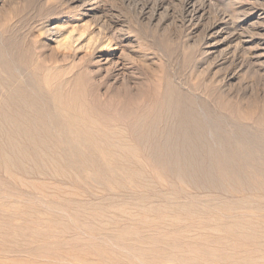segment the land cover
<instances>
[{
    "label": "rangeland",
    "instance_id": "1",
    "mask_svg": "<svg viewBox=\"0 0 264 264\" xmlns=\"http://www.w3.org/2000/svg\"><path fill=\"white\" fill-rule=\"evenodd\" d=\"M142 1L101 0L99 14L87 15L84 14L83 4L79 5L77 3L80 2L72 0H0V40L14 47L13 51L17 52L15 62L0 61V80H3L6 86L10 85L12 89L21 91L20 94L27 95L29 101L34 99L35 106L32 104L33 107H24L26 111L20 110L23 114L25 112L29 114L28 119L35 121L30 122L29 132L33 131L34 134L31 135H36V139L34 138L33 143L27 141L29 150L34 155L35 150H39L38 147L44 143L57 145L63 153L62 158L68 157L71 159V164L73 163L66 168L67 170H55L49 164L48 167H43L42 160L33 162L31 159L34 157L31 155L25 160L27 164L18 163L16 159L17 166H11L12 169L6 168L0 162V229L2 232H12L16 228L19 234L17 239L20 237L23 239L21 245L16 248L12 241L8 242V237L0 234L2 237H0V264H162L160 262L167 261L162 253V258L155 260L141 253L139 248L134 246L156 248L149 252L159 254L165 247L149 241L157 233L164 232L167 235L173 232L181 236L187 234L186 237H195L200 231L207 233L208 229L202 228V225L198 228L197 224L217 223L223 220H249L264 224V158H262L264 157V15L261 19L248 20L246 26L240 24V20L242 22L246 14L251 12V5L257 6L264 12V0H213L214 6H211L209 15L211 21L221 20L227 15L232 31L244 32L247 34L245 36L252 35L253 38L248 53L231 52L228 54L231 56L229 58L227 56L224 60L225 64L219 54L224 46L211 47L207 52L208 47L202 44L201 31L194 29V24L182 23L178 12L181 7L180 0H161L169 12L163 15L164 19L159 27L149 25L146 20L136 16L138 10L135 2H140L141 5ZM86 24L87 26H84ZM49 25H62L60 40L65 36L60 43L46 33ZM188 26H192L193 29ZM67 35L74 40L78 39L74 44L65 46L63 41L65 42V37H69ZM97 37L101 42L105 40L112 43L110 50L113 49L122 55L120 60L123 68L113 70L114 67L109 69L110 66L105 64L101 66L96 62L99 52L108 50L106 48H98L102 50L98 52L89 50L92 44L93 46L96 44V39H99ZM241 55L244 57L242 58ZM1 59L6 60L2 52H0ZM95 64L97 65L94 67ZM170 83L175 84L181 92L179 96L182 103L179 109L182 115L178 116L172 125L166 126L165 123H160L157 116L160 111L163 112L165 108L167 110ZM55 91L71 92L70 95L77 100L76 104L78 103L84 112L86 111L82 120L91 121L97 131L101 132L104 129L113 132L119 129L123 131L126 142L139 147H137L139 150L137 157H128L129 154L124 155L120 151L111 152L107 145L102 147L97 141H94L93 145H87L83 141L78 144L77 133L66 127V111H69V108L61 109L57 106ZM12 110L14 112V109ZM197 111L199 114L203 113L197 116L201 118L205 116L210 128L225 133L223 135L225 139L222 137L218 142H221L223 148L221 150L229 154L230 162L227 165L230 168L239 170L241 174L247 176L252 170L251 167L263 171V176L256 172L260 176L257 179L252 178L248 191L240 187V190L230 193L226 187H222L218 193L202 196L201 192L193 190L194 187L193 189L187 187L186 189L192 193L201 195L190 194V191L182 188L181 183L162 167L158 155L153 153V157L150 156L147 144L152 140L155 142L153 134L155 127L160 133L165 128L173 127L175 134L191 122L192 115H196ZM184 115L186 117H183ZM189 128L188 132L192 131L195 138H190L188 133L186 142L193 144L198 137L193 133L194 130ZM3 129L11 131L13 127L5 124ZM68 141L77 143V148L70 147L72 143L69 144ZM49 148L50 146H47V151ZM154 157L156 158L153 159ZM196 157H201L200 160L205 163L208 162L199 154ZM186 158L192 159L190 156ZM18 167L21 168L22 173ZM132 192L133 195H130ZM224 195L229 197H223ZM191 196V201L195 202L189 200ZM222 199H225L223 203L220 202ZM230 201H232L231 205L233 204L232 208L228 204ZM205 203L207 205H204ZM229 212L233 213L230 215ZM220 235L228 237V234L220 233ZM30 239L35 242L29 244ZM210 239L212 238L208 240ZM46 240L52 245L50 254H46L42 249ZM249 244L242 242L238 244L239 246L231 245L238 253L232 251L237 256H247V249L255 246ZM254 256L258 258L237 260L236 263L231 264H264L262 257L257 253H254ZM211 260L200 261L199 264H222ZM170 261L164 264H183L180 263L182 261Z\"/></svg>",
    "mask_w": 264,
    "mask_h": 264
},
{
    "label": "bare ground",
    "instance_id": "2",
    "mask_svg": "<svg viewBox=\"0 0 264 264\" xmlns=\"http://www.w3.org/2000/svg\"><path fill=\"white\" fill-rule=\"evenodd\" d=\"M64 1V0H63ZM69 1V0H68ZM72 1H76V2H80L77 4H83L82 6H84L85 11L84 14L87 15H95L96 13L99 12L100 10V6L101 5V0H72ZM164 1V0H163ZM161 1V0H143L141 5L140 2H135L136 3V9L138 10V14H136V16L138 15L139 19L142 20H146L147 23L149 25H156V27H159L162 24V21L164 19L163 15L165 13H168V8L166 7L165 3ZM181 1V7L180 10L178 11L180 16V20H182L183 24H194V29H198V31H201L202 33V44L204 43V45H206V47H208L207 52H209V48L211 47H216V46H224L223 49H220L221 52L219 53L222 61L225 64V59L227 58L228 54H231V52L235 53L238 51L245 53H248V49L250 48L251 44L253 43V38L252 35L250 36H245L244 32L241 33L239 31H232L230 29V20H229V16L227 19V15L225 17H223L221 20H210V9L211 6L213 5L212 2L213 0H180ZM221 1V0H220ZM223 1V0H222ZM252 2V1H251ZM103 3V2H102ZM222 3V2H221ZM72 3H70L71 5ZM253 4V3H252ZM75 5V4H74ZM214 6V5H213ZM262 6V5H261ZM78 7V6H77ZM134 7V6H133ZM244 8V7H243ZM238 9V8H237ZM81 10V9H80ZM79 10V11H80ZM104 10V9H103ZM136 10V11H137ZM101 11V10H100ZM250 13L246 14L247 16H243L244 18L242 19V22L240 20V24L242 26H244L248 20H253L254 18L257 19H261L263 18L262 15H264V12L260 9L257 8V6H253L251 5L250 8ZM175 12V11H174ZM226 12V11H225ZM103 13V12H102ZM99 14V13H98ZM104 14V13H103ZM222 14V13H221ZM230 14V13H228ZM81 15V14H80ZM237 15V14H236ZM99 16V15H98ZM221 16V15H220ZM88 17V16H87ZM101 17V16H100ZM163 17V18H162ZM241 17V16H240ZM238 17V18H240ZM93 19V17L91 18ZM95 19V18H94ZM61 20V19H60ZM96 20V19H95ZM100 21V20H99ZM107 21V20H106ZM93 22V20H92ZM101 22H103V20L101 19ZM64 23V22H63ZM181 23V24H182ZM234 23V22H233ZM56 24V23H55ZM96 24V23H94ZM98 24V23H97ZM102 24V23H101ZM146 24V23H145ZM48 25V24H47ZM92 25V24H90ZM103 25V24H102ZM107 25V24H106ZM109 25V24H108ZM112 25V24H111ZM50 27L46 28V33H48V36H52L54 38H56L59 43L62 41V39H64L63 36L60 40V36L62 35V25L58 26V25H49ZM84 26H87L84 25ZM96 26V25H95ZM183 26V25H182ZM238 28L240 27L239 23L237 24ZM246 26V25H245ZM91 27V26H90ZM106 27V26H105ZM187 27V26H186ZM191 27L192 26H188ZM233 27V26H232ZM231 27V28H232ZM89 28V27H88ZM109 28V27H108ZM190 28V29H191ZM199 28H201V30H199ZM237 28V27H236ZM97 29V28H96ZM95 29V30H96ZM103 29V27H102ZM123 29V28H122ZM158 29V28H157ZM162 29V28H161ZM187 29V28H186ZM193 29V28H192ZM244 29V28H242ZM236 30V29H233ZM97 31H99L97 29ZM192 31V30H191ZM242 31V30H241ZM100 32V31H99ZM104 32V31H103ZM106 32V31H105ZM108 32V31H107ZM115 32V31H114ZM200 33V34H201ZM82 34V33H81ZM105 36L106 33H104ZM108 34V33H107ZM110 34V33H109ZM112 34V33H111ZM83 35V34H82ZM116 35V34H115ZM114 35V36H115ZM247 35V34H246ZM69 36V35H67ZM104 36V37H105ZM118 38L120 36L116 35ZM5 37V36H4ZM51 37V38H52ZM111 37V36H110ZM121 37H123L121 35ZM199 39H201V36L199 35ZM59 38V39H58ZM77 38V37H75ZM83 38V37H82ZM99 38V37H97ZM116 38V37H114ZM65 42L63 41V44L66 46H69L71 44H74L77 39L74 40V38H72L71 36L69 37H65ZM130 39V38H129ZM14 40V39H13ZM109 40V38H108ZM126 40V39H125ZM55 41V40H54ZM57 41V42H58ZM119 41V40H118ZM122 41V40H120ZM0 52H2V54L5 55V59L3 60L1 59L0 61L2 62H13L16 58L17 52L13 51L14 47H11L7 44H4L1 40H0ZM96 44L93 46V44L89 47V50H91L92 52L95 51H102V50H98V48L101 49H108L105 52H99V56L96 62L99 63V65H108L110 66L109 69H111V67H114L113 70L118 69L120 70L121 68H123L124 66L122 65V59L121 56L117 51L115 50H110L112 47V43L110 41L106 42L105 40L101 42V39L99 38L98 40L96 39ZM114 42V41H113ZM79 43V42H78ZM94 43V42H93ZM120 43V42H119ZM117 44V43H116ZM7 47H6V46ZM79 45V44H77ZM120 44H118L119 46ZM201 46V44H200ZM115 48V46H113ZM204 47V46H202ZM258 47V46H257ZM256 47V48H257ZM117 48V47H116ZM121 48V46H120ZM119 48V49H120ZM252 48V47H251ZM255 48V49H256ZM123 49V48H122ZM254 50V49H253ZM257 50V49H256ZM123 51V50H122ZM125 51V50H124ZM206 51V50H205ZM251 51V50H250ZM121 52V51H120ZM206 52V53H207ZM212 52V50H211ZM252 52V51H251ZM256 51H254V55ZM232 53V54H233ZM122 54V52H121ZM204 54V52H203ZM218 54V55H219ZM227 54V55H226ZM251 54V53H249ZM217 55V56H218ZM236 55V54H234ZM259 55V54H258ZM261 55V54H260ZM259 55V56H260ZM231 56V55H229ZM228 56V58H229ZM242 56V55H241ZM250 56L251 55H248ZM244 56H242L243 58ZM218 58V57H217ZM220 58V59H221ZM240 58V57H239ZM219 59V58H218ZM236 59V58H234ZM233 59V60H234ZM249 59V58H248ZM242 60V59H241ZM250 60V59H249ZM24 61V60H23ZM218 61V60H217ZM227 61V60H226ZM237 61V60H236ZM15 62V61H14ZM95 62V60H94ZM233 62V61H232ZM254 62V61H253ZM125 63V62H124ZM230 63V62H229ZM14 64V63H13ZM126 64V63H125ZM223 64V65H224ZM246 64V63H245ZM3 65V64H2ZM8 65V64H7ZM10 65V64H9ZM18 65V64H17ZM97 64L94 65V67ZM222 65V64H221ZM244 65V64H243ZM123 66V67H122ZM242 66V65H240ZM15 67V66H14ZM5 68V67H4ZM18 68V67H17ZM16 68V69H17ZM105 68V67H104ZM126 68V66H125ZM238 68V66H237ZM241 68V67H240ZM94 69V68H93ZM97 69V68H96ZM95 69V70H96ZM99 69V68H98ZM1 70V69H0ZM18 70V69H17ZM93 70V71H95ZM123 70V69H122ZM19 71V70H18ZM98 71V70H97ZM1 72V71H0ZM4 72V71H3ZM100 72V71H99ZM20 73V71H19ZM7 74V72H6ZM234 74V73H233ZM232 74V76H233ZM10 75V74H9ZM228 76H230L229 74H227ZM7 76V75H6ZM13 76V75H12ZM16 76V75H15ZM8 77V76H7ZM227 77V76H226ZM4 79V78H3ZM18 79V77H17ZM9 80V79H8ZM24 81V80H23ZM25 82V81H24ZM29 82V81H28ZM33 84V83H32ZM8 85V84H7ZM21 86V85H20ZM23 86V85H22ZM33 86V85H32ZM169 86V92H168V105H167V110L165 108V110L162 112L160 110V113L158 114V118L160 119V123H165L166 126L172 125L173 122H175L174 120L178 117L182 115V112L180 111L179 107L181 105V101H180V96L179 94H181V92L179 91V88L175 85L170 83ZM17 88V86H15ZM181 87V86H180ZM0 88H1V94H0V162L2 163L1 165H5L6 168H11V166L15 167L17 166L16 164V159L18 160V163H26L25 161L27 159V157L29 155H31L32 157H34L33 162L37 163V160H42L43 164L42 166L44 167H48V164L53 166L55 168V170H65L67 167H70L72 164L70 162L71 159H69L68 157H64L62 158L61 155H63V153L60 151V147H58L57 145H48L47 143H44L43 145H41L40 147H38L39 150H35V154L32 155L30 150H29V145L27 143V141L29 143H33L34 138L36 135H31L34 134L33 131L30 133L29 130H31L30 128V122L34 121V119L30 120L28 119L27 116H29V114H23L21 113V109L27 108L26 106L29 107H33L34 103V99L29 101L27 99V95L25 94H20L21 91L19 92L18 89H12L11 86H6L5 82L3 80H0ZM58 90V89H57ZM61 90V89H60ZM180 92V93H179ZM32 93V92H31ZM71 93V92H70ZM70 93H61L59 91H55L54 93V98H55V103H57V106L61 107V109L63 107H67L69 108V111H66L67 115H66V127L67 129H69L70 131H73L75 133H77L78 135V144L80 143V141L85 142L87 145H93V143H95L94 141L99 142L102 147L105 145H107L110 149L111 152H115L116 151H120L122 153L125 154H129V156L132 157H137L139 150L137 149V145L134 142V144L137 147H134L133 145L129 144L126 142V140L123 138V131H115L113 132L112 130H105L104 131H97L94 126L93 123L91 121H86V120H82V117H85L84 114V110L83 108L78 105V103L76 104L77 100L73 98V96L70 95ZM36 94V93H34ZM33 95V93H32ZM185 95V94H184ZM117 96V95H116ZM36 97V96H35ZM166 97V96H165ZM80 99V98H79ZM42 100V99H40ZM39 100V101H40ZM164 100V99H163ZM167 100V99H166ZM48 102V101H47ZM33 104V105H32ZM42 104V103H41ZM188 104V103H187ZM40 105V104H39ZM44 104H42L43 106ZM76 105V107H75ZM189 105V104H188ZM35 106V105H34ZM44 107V106H43ZM75 107V108H74ZM165 107V106H164ZM197 107V106H196ZM195 107V108H196ZM202 107V106H201ZM38 108V106H37ZM73 108V110L71 109ZM246 108V107H245ZM14 109V112L13 110ZM17 109V110H16ZM203 109V108H202ZM205 109H207L205 107ZM25 110V109H24ZM43 110V109H42ZM163 110V109H162ZM200 110V109H199ZM26 111V110H25ZM28 111V110H27ZM37 111V109H36ZM65 111V109H64ZM247 111V110H246ZM155 112V111H154ZM30 113V112H29ZM158 113V112H157ZM14 114H17L14 115ZM23 114V115H20ZM45 114V113H44ZM43 114V115H44ZM64 114V113H63ZM201 114V112H200ZM197 111L196 115L193 114V118L191 117V122L188 125L183 126L184 128L180 130V132L178 131L177 133L174 134L173 130L174 128H165V130H163L161 133L159 132V129H157L155 127V130L153 132L154 137H155V142L154 140H152V142H148L149 144H147L149 146V151H150V156L153 155V153H155L156 155H158L160 162L162 164V167L165 168L166 170L169 171V173L171 174V176L175 177L179 183H181L182 188L184 187L185 189L194 187L193 190H196L197 192H201L202 196H209V195H213V193H218L219 189L222 187H226L228 189V191L231 193V191H236V190H240L239 188L241 187L244 190H247L248 187L250 186V183L252 182V178H258L260 175L263 176V171L261 169H256V168H252V170H250L248 176L245 174H241V172L239 170L235 171L234 169L230 168L229 165H227V163H229L230 161L229 159V154H226V151H222V145L220 144L221 142H218L219 140H221V138H224V134L222 133V130L219 129H213L210 128V124L208 122V120H206L205 116L203 118L198 117L197 115H200ZM205 114V113H204ZM35 115V114H34ZM59 115H62L59 113ZM157 115V114H156ZM203 115V113L201 114ZM200 115V116H201ZM153 116V115H152ZM216 116V115H215ZM183 117H186L185 115ZM214 117V116H213ZM61 118V117H60ZM64 118V117H63ZM42 119V118H41ZM62 119V118H61ZM181 119V118H180ZM63 120V119H62ZM44 121V120H43ZM48 121V120H47ZM35 122V121H34ZM178 122V121H177ZM42 123V121H41ZM159 123V124H160ZM187 123V122H186ZM5 124H10L13 129H11V131L8 130H4L3 127ZM34 124V123H33ZM43 124V123H42ZM155 124V123H154ZM36 125L38 126V124L36 123ZM35 125V129H37L38 127H36ZM49 125V124H48ZM156 125V124H155ZM163 125V124H161ZM99 126V125H98ZM103 127V125H101ZM100 126V127H101ZM107 126V125H106ZM153 126V125H152ZM151 126V127H152ZM213 126V125H212ZM8 127V126H5ZM150 127V126H148ZM158 127V125H157ZM191 127V128H189ZM222 127V125H221ZM104 128V127H103ZM107 128V127H106ZM153 128V127H152ZM180 128V127H179ZM190 130H194L193 133H195V135L198 137V139H196V141L191 144V143H187L186 142V136L189 134L190 138H195L193 137L194 134H192L191 132H188L187 129ZM194 128V129H193ZM113 129V128H112ZM114 130V129H113ZM136 130V129H135ZM189 130V131H190ZM228 130V129H227ZM237 130V129H234ZM58 131V130H57ZM152 131V130H150ZM38 132V131H36ZM61 132V131H60ZM129 132V131H128ZM136 132V131H135ZM147 132V130H146ZM224 132V131H223ZM125 133V132H124ZM140 133V132H139ZM138 133V135H139ZM150 133V132H149ZM239 133V132H238ZM237 133V134H238ZM42 134V133H41ZM59 134V133H58ZM127 134V133H126ZM134 134V133H133ZM152 134V133H151ZM39 135V134H37ZM53 135V134H52ZM241 135V134H240ZM239 135V136H240ZM243 135V134H242ZM250 135V134H248ZM126 136V135H125ZM44 137V136H42ZM127 137V136H126ZM244 137V136H242ZM45 138V137H44ZM49 138V136H48ZM130 138V137H129ZM142 138V137H141ZM177 138V139H176ZM207 138V139H206ZM230 138H231V134H230ZM249 138V137H247ZM251 138V137H250ZM36 139V138H35ZM51 139V138H50ZM132 139V138H130ZM225 139V138H224ZM228 139V137H227ZM236 139V138H234ZM52 140V139H51ZM151 140V137H150ZM207 140V141H206ZM146 141V139H145ZM144 141V143H145ZM206 141V142H204ZM239 141V140H238ZM253 141V140H252ZM261 141V139H260ZM69 142V141H68ZM129 142V141H128ZM133 142V141H132ZM140 142V140H139ZM204 142V143H203ZM218 142V143H217ZM230 142V141H228ZM246 142V140H245ZM255 142V141H254ZM72 142H69V144ZM66 144V143H65ZM78 144H74L72 143V148H77ZM133 144V143H132ZM138 144V143H137ZM67 145V144H66ZM143 145V144H142ZM224 145V144H223ZM249 145V144H248ZM47 146H50L49 151H47ZM144 146V145H143ZM147 146V148H148ZM226 146V145H224ZM250 146V145H249ZM260 146V144H259ZM44 147V148H41ZM94 147V146H93ZM101 147V146H100ZM180 147V148H178ZM241 147V145L239 146ZM32 148V147H31ZM95 148V147H94ZM139 148V147H138ZM233 148V146H232ZM34 149V148H33ZM108 151V148H106ZM105 149V150H106ZM226 149V148H225ZM98 150V149H97ZM32 151V150H31ZM74 151V150H73ZM100 151V150H99ZM102 151V150H101ZM110 151V150H109ZM148 151V152H149ZM232 151V150H231ZM30 152V153H29ZM147 152V153H148ZM246 152V151H245ZM258 152H260L258 150ZM262 152V151H261ZM251 153V152H250ZM264 153V152H263ZM76 154V152H75ZM74 154V155H75ZM98 154V153H97ZM201 155L203 156V158L207 159V163L203 162L200 160V158L196 157ZM246 154V153H245ZM248 154V153H247ZM100 155V154H99ZM111 156V155H110ZM141 156V155H140ZM187 156L192 157V159L186 158ZM245 156V155H243ZM247 156V155H246ZM255 156V155H254ZM86 157V156H85ZM98 157V156H97ZM102 157V156H101ZM131 157V158H132ZM153 157V156H152ZM232 157V156H230ZM240 157V156H239ZM262 157V156H261ZM114 158V157H113ZM119 158V157H118ZM142 158V157H139ZM156 157H154L153 159H155ZM233 158V157H232ZM264 158V157H262ZM29 159V158H28ZM108 159V158H107ZM123 159V158H121ZM125 159V158H124ZM123 159V160H124ZM130 159V158H128ZM198 161H197V160ZM233 159H237V158H233ZM100 160V159H99ZM103 160V159H102ZM120 161V159H118ZM141 160V159H140ZM196 162H195V161ZM28 161V160H27ZM96 161V160H95ZM101 161V160H100ZM104 161V160H103ZM128 161V160H127ZM134 161V160H132ZM144 161V160H143ZM155 161V160H154ZM239 161V160H238ZM243 161V160H242ZM259 161V160H258ZM75 162V161H74ZM98 162V161H97ZM247 163V161H245ZM250 162V161H249ZM143 163V162H142ZM145 163V162H144ZM240 163V162H239ZM39 164V163H38ZM71 164V165H70ZM124 164V162H123ZM140 164V163H139ZM251 164H253L251 162ZM28 165H32L29 164ZM77 165V164H76ZM79 165V164H78ZM248 165V164H247ZM255 165V164H254ZM257 165V164H256ZM124 166V165H123ZM127 166V165H126ZM140 166V165H139ZM238 166V165H237ZM244 166V164H243ZM251 166V165H250ZM258 166V165H257ZM33 167V166H31ZM39 167V166H38ZM41 167V165H40ZM129 167V166H127ZM20 168V167H18ZM95 168V167H94ZM240 168V167H239ZM244 168V167H243ZM264 168V167H263ZM4 169V168H3ZM12 169V168H11ZM14 169V168H13ZM242 169V167L240 168ZM2 170V169H1ZM16 170V169H15ZM34 170V167H33ZM51 170V169H50ZM67 170V169H66ZM138 170V169H137ZM243 170V169H242ZM14 171V170H13ZM41 171V170H39ZM44 171V170H43ZM17 172V171H16ZM15 172V173H16ZM19 172V171H18ZM20 172H21V168H20ZM53 171L51 170V173ZM56 172V171H55ZM54 172V173H55ZM245 173V170L243 171ZM260 174V175H258ZM6 173V172H5ZM22 173V172H21ZM29 173V172H28ZM48 173V172H47ZM57 173V172H56ZM60 173V172H59ZM95 173V172H94ZM106 173V172H105ZM31 174V173H30ZM63 174V172H62ZM78 174V173H77ZM123 174V173H122ZM131 174H133V172H131ZM247 174V173H246ZM16 175V174H15ZM20 175V174H19ZM58 175V174H57ZM64 175V174H63ZM80 175V174H79ZM88 175H91L90 173H88ZM113 175V174H112ZM118 175V174H117ZM144 175V174H143ZM10 176V174H9ZM60 176V174H59ZM65 176V175H64ZM124 176V175H123ZM147 176V175H146ZM66 177V176H65ZM86 177V176H85ZM153 177V176H152ZM170 177V175H169ZM173 177H171L173 179ZM247 177V178H246ZM96 178V176H95ZM124 178V177H123ZM159 178V177H158ZM19 179V178H18ZM23 179V178H22ZM154 179V178H153ZM127 180V179H126ZM133 180V179H132ZM143 180V179H141ZM263 180H264V176H263ZM134 181V180H133ZM21 182V181H20ZM35 182V181H34ZM37 182V181H36ZM35 182V183H36ZM124 182V181H122ZM150 182V181H148ZM166 182V181H165ZM176 182V180H175ZM260 182V181H259ZM140 183V182H139ZM155 183H157L155 181ZM32 186L33 184L30 183ZM126 184V182H125ZM136 184V183H135ZM142 184V183H140ZM254 185V183H252ZM123 185V184H122ZM146 185V184H143ZM177 185V184H176ZM175 185V186H176ZM147 186V185H146ZM252 186V185H251ZM39 187V186H38ZM138 187V186H137ZM142 187V186H141ZM180 185L178 186L179 189ZM257 187V186H256ZM262 187V186H261ZM134 188V187H133ZM246 188V189H245ZM129 189V188H128ZM131 189V188H130ZM168 189V188H167ZM175 189V188H174ZM135 190V189H134ZM170 190H172L170 188ZM188 191H190L189 189H186ZM222 190V189H221ZM223 191V190H222ZM248 191V190H247ZM180 192V191H179ZM206 192V193H205ZM221 192V191H220ZM242 192V190H241ZM134 192H132L133 195ZM169 193V192H168ZM171 193V192H170ZM182 193V191H181ZM187 193V192H186ZM184 193V194H186ZM190 194H195L194 192L192 193L191 191L189 192ZM225 193V190H224ZM223 193V194H224ZM227 193V192H226ZM234 193V192H233ZM251 193V192H250ZM119 194V193H118ZM148 193H146L147 195ZM167 194V192H166ZM173 194V193H172ZM200 193L195 194L196 196L201 195ZM222 194V193H221ZM258 194V193H257ZM260 194V192H259ZM263 194V193H261ZM138 195V194H136ZM188 195V194H187ZM186 195V196H187ZM226 195V194H225ZM223 197H226V196ZM234 195V194H232ZM246 195V194H245ZM253 195V194H252ZM151 196L153 197V195L151 194ZM185 196V195H184ZM190 196V195H189ZM188 196V197H189ZM201 196V197H202ZM231 196V195H230ZM236 196V195H234ZM229 196H227L226 198H228ZM191 199H189L190 201L192 200V196L190 197ZM238 198V197H237ZM243 198V197H242ZM245 198V196H244ZM243 198V199H244ZM196 199V198H195ZM193 199V200H195ZM242 199V200H243ZM198 200V199H196ZM211 200V199H209ZM220 199H218L219 201ZM225 200V199H224ZM223 199L220 201H224ZM233 200V199H232ZM236 200V199H234ZM116 201V200H115ZM124 201V200H122ZM134 201V200H133ZM157 201V200H156ZM160 201V200H159ZM169 202V200H167ZM171 201V200H170ZM189 201V202H190ZM201 201V200H200ZM205 201V200H204ZM216 201V199H215ZM217 201V202H218ZM253 201V200H252ZM259 202L258 200H255V202ZM114 202V201H112ZM142 202V201H140ZM158 202V201H157ZM179 202V201H178ZM185 202V201H182ZM188 202V201H187ZM191 202H195V201H191ZM190 202V203H191ZM198 202V201H197ZM203 202V201H201ZM248 202V200H247ZM108 203V202H107ZM134 203V202H133ZM147 203H152V202H147ZM177 203V202H176ZM210 203V202H209ZM223 203V202H222ZM232 201L228 202L229 206L232 208L233 204L231 205ZM254 203V202H253ZM125 204V203H124ZM128 204V203H127ZM175 204V203H173ZM194 204V203H193ZM203 204V203H202ZM212 204V203H211ZM209 204V206L211 205ZM215 204V202H214ZM252 204V203H251ZM104 205H106L104 203ZM133 205V204H131ZM137 205V203H136ZM140 204H138L139 206ZM143 206V204H141ZM145 205V204H144ZM157 205V204H156ZM201 205V204H200ZM204 205H207V203H205ZM220 205V204H219ZM262 205V204H261ZM102 206V205H101ZM182 206V205H180ZM197 206V205H195ZM221 206V205H220ZM114 207V206H113ZM119 207V205H118ZM121 207V206H120ZM153 206H151L152 208ZM165 207V206H164ZM167 207V206H166ZM179 207V206H178ZM207 209L208 206H206ZM248 207V205H247ZM252 207V206H249ZM257 207V206H254ZM263 207V206H262ZM90 208V207H89ZM98 208V207H97ZM132 208V207H131ZM128 208V209H131ZM160 208V207H159ZM183 208L186 209V207ZM200 208V207H199ZM228 208V207H227ZM238 208V207H237ZM234 208V209H237ZM260 208V207H259ZM264 208V207H263ZM92 209V208H91ZM125 209V208H124ZM132 209H136V208H132ZM176 209V208H175ZM195 209V208H194ZM154 210V209H153ZM210 210V209H209ZM226 210V209H225ZM29 211V210H28ZM111 211V210H110ZM137 211V210H136ZM187 211V210H186ZM114 212V211H113ZM139 212V211H138ZM203 212V211H202ZM221 212V211H219ZM234 212V211H233ZM232 212V213H233ZM111 213V212H110ZM118 213V212H115ZM142 212H140L141 214ZM222 213V212H221ZM224 213V212H223ZM222 213V214H223ZM232 213L229 212V214L231 215ZM119 214V213H118ZM117 215V214H116ZM236 216V215H234ZM231 216V217H234ZM237 218V217H236ZM238 219V218H237ZM28 220V219H27ZM134 224V223H133ZM131 224V225H133ZM139 224V223H138ZM202 228H208L206 230L207 233H204L200 231L199 234H196L195 237H186V236H181L178 235L176 233L173 232H167L168 234L166 235L164 232L163 233H155L156 236H153L150 238L149 241H151L153 244L157 245V244H161L162 246H164L165 248L160 251V253L158 254L157 252H149L153 249L156 248H149L147 246H141L139 247V245H136L134 247H137V249L139 248V250L141 251V253L145 254V255H149L150 258L158 260L159 258H162L161 253L164 255L165 259L167 258V261L169 260H174V261H182L180 263L183 264H199L200 261H209L211 259L219 261V263L222 264H226V262H230L229 264H231L232 262L236 263L237 260H245V259H249V260H256L258 257L254 256V253H257L259 257H262L264 259V224H262L261 222H251L249 220H223V221H217V223H200L197 224L198 226H201ZM145 227V226H144ZM147 227V226H146ZM168 227V226H167ZM166 227V228H167ZM192 227V226H190ZM195 227V226H194ZM169 228V227H168ZM167 228V229H168ZM196 228V227H195ZM199 228V227H198ZM190 229V228H189ZM18 229H13V231L11 232H7V231H3L0 229V234L3 235V237H8L9 241L8 242H13V244L15 245L14 247L18 248L21 245V237L19 239L18 238V233H17ZM170 230V229H168ZM172 230V229H171ZM177 230V229H176ZM198 230V229H197ZM205 230V229H204ZM191 232L193 230H190ZM187 231V232H190ZM179 232V230H178ZM181 233V231H180ZM198 233V232H197ZM220 233H224V234H228V237L225 236H221ZM195 234V233H194ZM126 236V235H125ZM192 236V235H191ZM1 237V236H0ZM2 238V237H1ZM209 238H212L210 240H208ZM138 240V239H137ZM25 242V240H24ZM35 241L31 240L29 241V244H33ZM146 242V241H145ZM243 243H250L251 245H255L253 248L252 247H247L248 251H247V256L245 255H241L237 256L236 254L238 252H235L234 248L231 247L232 246H239L238 244H242ZM51 243V242H50ZM48 242V240H46L44 242V245L42 246V249L46 252V254H50L51 250H52V245ZM53 244V243H52ZM129 245H131V243H128ZM249 244V245H250ZM3 245V244H2ZM5 245V244H4ZM207 245V246H206ZM10 246V245H9ZM13 247V248H14ZM229 248L231 249V251H229ZM136 249V250H137ZM8 250V249H7ZM234 254L233 253V251ZM244 250V249H243ZM239 251V250H238ZM128 252V250H127ZM133 253V250L132 252ZM135 253V252H134ZM142 255V254H141ZM135 256V255H134ZM161 256V257H160ZM136 257V256H135ZM242 258V259H241ZM211 260V261H213ZM166 261V262H167ZM170 261V262H172ZM144 262V261H143ZM142 262V263H143ZM164 262V263H166ZM124 263V262H123ZM162 264H164L163 262H160ZM245 263V262H243ZM128 264V263H125ZM240 264V263H239ZM247 264V263H245ZM257 264V263H256Z\"/></svg>",
    "mask_w": 264,
    "mask_h": 264
}]
</instances>
